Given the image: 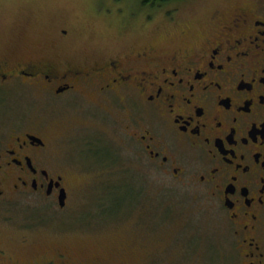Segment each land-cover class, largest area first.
Returning <instances> with one entry per match:
<instances>
[{
	"label": "flooded vegetation",
	"instance_id": "1",
	"mask_svg": "<svg viewBox=\"0 0 264 264\" xmlns=\"http://www.w3.org/2000/svg\"><path fill=\"white\" fill-rule=\"evenodd\" d=\"M182 28L172 30L176 37L80 62L35 56L19 63L3 55L0 84L28 80L54 96L125 101L133 117L126 135L142 168L194 181L208 193L217 229L231 238L230 264H264V0H226L200 26ZM0 108L1 118L8 108ZM16 116L0 124V223L25 247L35 232H51L56 213L70 210L71 186L52 156L56 141ZM13 205L24 211L20 218L9 213ZM65 226L71 244H40L34 254L0 247V264H102L71 246L74 237H88L74 235L80 223ZM118 254L113 264L125 263Z\"/></svg>",
	"mask_w": 264,
	"mask_h": 264
},
{
	"label": "rangeland",
	"instance_id": "2",
	"mask_svg": "<svg viewBox=\"0 0 264 264\" xmlns=\"http://www.w3.org/2000/svg\"><path fill=\"white\" fill-rule=\"evenodd\" d=\"M225 1L0 0V56L19 63L35 56L93 60L143 39L176 37L178 31L172 30L200 26ZM61 42L68 46L61 49ZM41 88L20 79L0 84V100L7 104L0 107L8 108L0 124L11 125L8 118L16 114L21 126L38 125L47 140L56 141L52 156L71 186V208L56 213L49 234L43 230L27 237L25 247H19L18 232L0 223L1 248L34 254L40 244L69 245L65 225L72 220L80 223L74 235L88 232V237H74L71 246L75 243L87 250L88 259L97 257L102 264H113L119 252L123 264L232 262L236 252L231 238L217 229L208 193L186 175L174 178L154 165L142 168L140 153L126 135L133 117L125 101L72 91L54 96ZM86 139L93 143L85 144ZM9 213L16 219L24 211L13 205ZM5 214L0 207V222Z\"/></svg>",
	"mask_w": 264,
	"mask_h": 264
},
{
	"label": "trees",
	"instance_id": "3",
	"mask_svg": "<svg viewBox=\"0 0 264 264\" xmlns=\"http://www.w3.org/2000/svg\"><path fill=\"white\" fill-rule=\"evenodd\" d=\"M169 1H177V0H143L144 3L150 4V5H159L165 2H169Z\"/></svg>",
	"mask_w": 264,
	"mask_h": 264
}]
</instances>
